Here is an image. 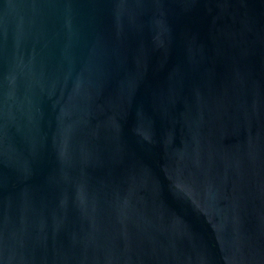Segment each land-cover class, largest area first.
Segmentation results:
<instances>
[{"label": "water", "instance_id": "1", "mask_svg": "<svg viewBox=\"0 0 264 264\" xmlns=\"http://www.w3.org/2000/svg\"><path fill=\"white\" fill-rule=\"evenodd\" d=\"M0 264H264V0H0Z\"/></svg>", "mask_w": 264, "mask_h": 264}]
</instances>
